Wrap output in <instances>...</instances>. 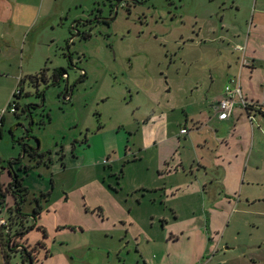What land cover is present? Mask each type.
Masks as SVG:
<instances>
[{
    "label": "rangeland",
    "instance_id": "374dc122",
    "mask_svg": "<svg viewBox=\"0 0 264 264\" xmlns=\"http://www.w3.org/2000/svg\"><path fill=\"white\" fill-rule=\"evenodd\" d=\"M126 1L49 0L54 27L39 23L28 35L27 44L35 41L37 54L49 56L46 61L37 58L36 68L47 69L48 77L53 69L65 68L72 93L65 98V78L56 85L48 78L38 87L28 79L15 100L17 113L5 116L0 138L2 188L12 181L9 161L22 153L18 141L23 127L31 128L27 144H39L40 152L48 153L41 165L29 155L14 164L29 191L20 208L23 219L16 215L12 196H0V214L9 219L13 213L20 220L2 233L5 239H15L16 232L35 224L14 240L21 250L14 242L11 251L4 248L8 264H30L23 247L38 248L32 264H143L136 242L140 245L145 234L167 231L159 218L199 216L208 207L192 190L179 199L166 193L177 177L169 176L165 167L157 169L158 155L166 146L142 151L149 145V134L159 128L145 129L143 120L155 112V121L161 123L158 117L165 115L169 134L179 132L185 112L193 111L182 107L191 100L190 90L224 88L229 65L241 56L235 50L241 37L260 45L249 46L247 55L255 49L264 55V0ZM85 31L89 39L75 37ZM260 148L264 149L262 136L258 151L249 149L244 181L233 183V197L215 213L220 239L212 264H264ZM153 185L159 190L147 189ZM219 190L216 186L210 193L217 195ZM43 193L51 194L42 197ZM35 198H40L39 214L34 213ZM2 249L0 264H5Z\"/></svg>",
    "mask_w": 264,
    "mask_h": 264
},
{
    "label": "crops",
    "instance_id": "0c3cea01",
    "mask_svg": "<svg viewBox=\"0 0 264 264\" xmlns=\"http://www.w3.org/2000/svg\"><path fill=\"white\" fill-rule=\"evenodd\" d=\"M53 19L49 0H0V110L10 101L19 81L25 90L28 77L39 74L41 68L35 66L37 58L43 61L49 59L43 53L38 55L35 41L28 45L27 38L39 23L54 27ZM231 29L237 30V26ZM229 30L227 26L226 32ZM240 41L235 50L237 47L244 48V65L241 56H238L239 59L237 57L234 65H229L222 89L215 90L211 86L208 91H202L199 87L190 90L191 100L182 107H193V111L185 112V122L179 125V132L169 134L170 122L165 115L158 117L161 123L155 121V112L143 120L145 129L156 125L159 128L156 133L149 134V145L142 151L155 147L160 150L166 146L159 152L157 169L165 167L169 176L177 177L175 184H168L170 188L166 193L171 194L172 199H179L182 196L186 198L190 194L189 190H192L199 195L200 202H207L208 205L207 208L204 206V214L199 216L180 219L176 215L173 221L159 216L162 228L167 231L162 235L145 234L140 245L136 242L143 264H212L215 258L213 254L219 248L220 239L215 213L225 200L230 201L233 197V183L244 181L245 174L242 176V171L248 168L246 160L249 149L257 152L261 136L264 138V116L260 114H256L253 124L238 106L229 119L222 121L216 116L225 87L236 77L245 99H264V55L257 54L256 49L247 55L249 46L256 43L251 45L250 40L246 38L245 41L244 37ZM244 67L246 75L242 70ZM210 76L214 83L213 74ZM195 85H199V82ZM6 114L0 126L1 139ZM182 129L187 132L180 133ZM254 155L257 157V153ZM13 169L15 171L14 165ZM216 186L220 188L217 195L210 193ZM147 189L158 191L159 185ZM151 217L155 219V216ZM176 225H180L179 228Z\"/></svg>",
    "mask_w": 264,
    "mask_h": 264
},
{
    "label": "trees",
    "instance_id": "16d2710c",
    "mask_svg": "<svg viewBox=\"0 0 264 264\" xmlns=\"http://www.w3.org/2000/svg\"><path fill=\"white\" fill-rule=\"evenodd\" d=\"M80 37L83 38V39H89L91 37V35L89 33H87V32H85V33L83 32V33H81ZM70 62H72L71 59H70ZM46 70L47 69H44L39 74L28 77L31 80V83L36 85V86H38L40 79L42 80L45 77H47V71ZM66 72H67V70L65 68H56V69H53L51 75L54 78V80H57V79L61 78V75L63 73H66ZM85 78H86L85 74L81 76V80H84ZM40 82H45L46 83V82H48V80L46 79V80H43V81H40ZM20 87L22 88V85H20ZM42 94H43V91L38 92V95H42ZM68 95L69 94H67L66 97ZM21 96L17 97V99L20 98ZM18 107L19 106L17 104V109H18ZM26 155H29V157L32 160H35L38 165H41L42 163H44V159L48 155V153H46V154L42 153V152H40V150H35V148H32L29 145V146H26V148H25V156ZM62 157H63V155H62ZM21 162H22V153L20 154L19 158L9 161L8 171H9V174H10V176L12 178V182L6 188L5 193L3 192V188H2V186L0 184V196L6 197V194H10L14 198L15 207H16V213H17L16 215L17 216H22V214H20V208H21V206L23 205V203L25 201V194H27L29 192L27 188L23 187L21 179L18 178V176L16 175V173H15V171L13 169V165L15 163H21ZM27 168L28 167H26V170H27ZM50 194L51 193H47V194L43 193V194H41V196L42 197H48ZM34 201L37 204L36 208L34 209V213L35 214H39L41 212L40 198H35ZM34 226H35V224H33L25 232H22L20 234V236L23 237L29 230L34 228ZM39 245L42 246L43 243H39ZM0 246L3 248L2 251H3V257H4L5 264H8L9 255L4 250V248H7L8 251H11L12 250V246H10V244H8V239L6 240L1 233H0ZM37 250H38L37 247H34L33 249H31L29 251L26 248L23 247L21 252H22L23 256H26L30 260V264H32V262H33V252H35Z\"/></svg>",
    "mask_w": 264,
    "mask_h": 264
},
{
    "label": "built area",
    "instance_id": "2783aa9c",
    "mask_svg": "<svg viewBox=\"0 0 264 264\" xmlns=\"http://www.w3.org/2000/svg\"><path fill=\"white\" fill-rule=\"evenodd\" d=\"M237 51L241 53V63L242 66L245 63V56H244V48L237 47ZM22 95V88L20 87V81L13 92L12 100L8 104L7 108L0 112V126L2 124V117L6 113H17V102L15 101L17 97ZM241 107L247 115V119L250 123H254L256 120V114H260L264 116V99L259 101H252L245 99L241 92V86L239 79H233L229 82V84L224 89V96L219 101L216 116L219 120H226L229 119L233 113L235 112L236 107ZM186 129H182L180 133H186ZM17 219L15 218L14 214L10 215V218H5V215L0 214V233L2 234L4 231L10 230L11 223L15 224ZM9 237V236H8ZM6 238V240L8 239Z\"/></svg>",
    "mask_w": 264,
    "mask_h": 264
},
{
    "label": "water",
    "instance_id": "95a60500",
    "mask_svg": "<svg viewBox=\"0 0 264 264\" xmlns=\"http://www.w3.org/2000/svg\"><path fill=\"white\" fill-rule=\"evenodd\" d=\"M112 20H114V17L111 18V19H109V21H112ZM80 35H81V33L80 32H77V34H76L75 37H79ZM68 58L71 59L69 55H68ZM64 78H65V86H67V88L65 89V92H67L68 91V88H69L68 87V74H67V72L66 73H63L61 75L60 81H62L61 79H64ZM58 82H59V80H58ZM70 92L72 93V91H70ZM31 122L33 123L32 117H31ZM21 127H23V126H21ZM23 129L25 131L24 136L22 138H20L19 141H18L21 145H23V147H22V159L25 156V148H26V146H29V144H27V141L30 140V139H32V136H30V134H31V128H24L23 127ZM37 142H38V140H37ZM35 150H39V144L37 145V147H35Z\"/></svg>",
    "mask_w": 264,
    "mask_h": 264
},
{
    "label": "flooded vegetation",
    "instance_id": "af4514ba",
    "mask_svg": "<svg viewBox=\"0 0 264 264\" xmlns=\"http://www.w3.org/2000/svg\"><path fill=\"white\" fill-rule=\"evenodd\" d=\"M121 1H123V0H121ZM126 2H127V3H130L131 1L127 0ZM132 2H136V1H135V0H132ZM100 19H102V18L100 17L99 20H100ZM104 21H105V20H104ZM85 32H86V31H85ZM85 32H84V33H85ZM82 33H83V32H82ZM236 50H237V49H236ZM84 74H85V73H82V75H84ZM82 75H81V76H82ZM85 75H86V74H85ZM48 78L51 79V82H49V83H52L53 85L59 84V83L61 82V81H60V78L57 79V80H54V78L52 77V75H51L50 77L47 76V77H45V78L42 79V80L40 79V81L46 80V79H48ZM58 80H59V82H58ZM61 80H63V79H61ZM40 81H39V84H40ZM68 87H69V85H68ZM66 88H67V86H65V89H66ZM70 91H71V90H69V88H68V91L65 92V95H64L65 98H67V97H69V95H71V92H70ZM67 94H69V95L66 97ZM11 182H12V181H11ZM11 182H10V183H11ZM8 186H9V185H8ZM5 191H6V188H3V192H4V193H5ZM8 195H10V194H8ZM13 199H14V198H13ZM16 214H17V213H16ZM19 218H20V220L23 219L22 216H19ZM20 220L18 219L17 222L20 221ZM17 222H16V223H17ZM25 231H26V230H24V231L22 230V231L16 232V234L13 235V236L15 237V239H11V238H13V237L10 235L11 237H10V236L8 237V244H11L12 242H14V240H15V241H19V239L21 238L20 234H21L22 232H25ZM14 244H15V242H14ZM13 246H14V247H18L17 250H21V247H19V244H17V245L15 244V245H13Z\"/></svg>",
    "mask_w": 264,
    "mask_h": 264
}]
</instances>
